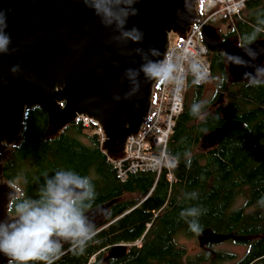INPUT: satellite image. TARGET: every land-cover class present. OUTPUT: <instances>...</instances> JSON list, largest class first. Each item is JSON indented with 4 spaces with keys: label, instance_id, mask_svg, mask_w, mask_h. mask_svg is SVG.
I'll list each match as a JSON object with an SVG mask.
<instances>
[{
    "label": "trees",
    "instance_id": "trees-1",
    "mask_svg": "<svg viewBox=\"0 0 264 264\" xmlns=\"http://www.w3.org/2000/svg\"><path fill=\"white\" fill-rule=\"evenodd\" d=\"M216 22L229 25L226 36L237 44L264 42V0H247L237 14ZM207 58L209 77L202 85L188 83L168 140L171 182L165 171L158 178L149 171L121 181L115 163L101 150L97 124L85 127L77 118L47 139L46 113L39 107L25 111L20 140L0 151V176L16 191L7 212L28 217L37 241L66 228L75 232L7 264H264V78L228 81L224 52L208 49ZM209 79H219L217 88L242 123L211 147L204 136L224 119L220 105L209 109L220 94L211 104L199 103ZM63 176L84 180L85 192L53 215L51 203ZM101 208L98 220L95 215L85 219ZM204 229L233 235L246 246L245 253L236 259L234 253L209 249L188 257L177 237L197 236ZM117 244L127 245L125 253L108 256Z\"/></svg>",
    "mask_w": 264,
    "mask_h": 264
},
{
    "label": "water",
    "instance_id": "water-1",
    "mask_svg": "<svg viewBox=\"0 0 264 264\" xmlns=\"http://www.w3.org/2000/svg\"><path fill=\"white\" fill-rule=\"evenodd\" d=\"M198 1L0 0V143L16 145L25 111L39 107L47 115L45 138L58 136L84 115L102 130L106 156L111 161L125 157L126 142L139 137L152 108L169 35L185 39L191 25L201 22ZM214 35L213 26L204 28L205 45L224 52L237 66L238 79L264 78L258 41L236 47L229 41L213 43ZM235 113L232 105L221 109L224 121L204 136L207 147L242 126ZM58 192L81 195L85 182L63 176ZM15 195L13 187L0 182V264L25 259L75 232L66 228L47 241L34 240L33 226L7 212ZM196 238L200 247L235 239L211 229ZM125 251L115 245L109 256Z\"/></svg>",
    "mask_w": 264,
    "mask_h": 264
},
{
    "label": "built area",
    "instance_id": "built-area-1",
    "mask_svg": "<svg viewBox=\"0 0 264 264\" xmlns=\"http://www.w3.org/2000/svg\"><path fill=\"white\" fill-rule=\"evenodd\" d=\"M246 1L201 0L198 2L201 22L191 25L185 39L173 42L169 39L166 58L153 88L152 108L141 124L140 135L130 137L125 144V157L113 161L121 181L130 174L149 171L156 174V178L165 171L168 180H174L171 170L174 161L167 150L170 134L183 109L188 83L202 85L210 74L203 30L225 16L237 14ZM78 118L83 119L85 127H90L91 122L97 124L84 115ZM97 134L102 143L104 134L100 127Z\"/></svg>",
    "mask_w": 264,
    "mask_h": 264
},
{
    "label": "rangeland",
    "instance_id": "rangeland-1",
    "mask_svg": "<svg viewBox=\"0 0 264 264\" xmlns=\"http://www.w3.org/2000/svg\"><path fill=\"white\" fill-rule=\"evenodd\" d=\"M219 25L224 29V27L227 24L226 23H223V24L219 23ZM211 26H213L215 28L216 25H215V23H213V25H211ZM169 39L171 42L179 40L177 35H175L173 33H171L169 35ZM228 41L234 46H236V44H237V41L235 39L231 38ZM258 44L260 45L261 50H262L263 63H264V42H259ZM227 65H228V67H232V70H230V68H229V70L227 69L229 71L228 81H232V80L237 79V76L239 75V70L237 69V66L232 61L231 62L227 61ZM218 81H219V79H217L216 81H214V80L212 81L209 79L205 83V87L203 89L202 95L199 98V103L201 105L211 104V102L214 99H216L217 94H220V92L217 93L215 90L217 87ZM189 92L191 93L192 89H190ZM221 92H223V91H221ZM223 94H224V95H222L223 101H221V104L218 103L217 101H213L212 105H209L210 110H213L217 105H220L222 108L228 105V103H227L228 99H227L224 92H223ZM207 111H209V110L207 109ZM82 140L84 142H87V140L85 138H82ZM1 144L2 143H0V146H1ZM70 198L71 197L62 196L58 193H55L53 200H52V204H51V213L53 215H56V214H58L64 210H66L67 208H69L70 207V200H71ZM241 203H242V199L238 198L236 201V205H240ZM196 237L197 236H185L182 234H180L177 237V242L186 249L188 257H193V256L199 254L200 252L204 251V250L213 249V250H222V251L234 253L236 255L235 258L237 259L240 256H242L246 251V246L243 244L237 243L234 239H231V240L227 239V240L221 241V242L216 243V244H211L210 247H208L209 244L205 245L204 247H200Z\"/></svg>",
    "mask_w": 264,
    "mask_h": 264
},
{
    "label": "flooded vegetation",
    "instance_id": "flooded-vegetation-1",
    "mask_svg": "<svg viewBox=\"0 0 264 264\" xmlns=\"http://www.w3.org/2000/svg\"><path fill=\"white\" fill-rule=\"evenodd\" d=\"M229 28V25H226L225 27H224V29L219 25V23H217L216 24V26H215V28H214V31H215V35H214V37H213V43H219V42H224V41H228V40H230V38L229 37H227L226 35H227V32H228V28ZM238 46H243V45H241V44H236V47H238ZM217 49H219V48H214V49H212V50H209V51H214V50H217ZM221 50V49H220ZM257 74H255L254 76H256ZM253 76V77H254ZM216 92H220V95H218V98H217V102L218 103H220L221 104V101H223V96L222 95H224L223 94V92H221L219 89H217V87H216ZM209 133V132H208ZM211 142H210V145L208 146V147H211V146H214L216 143L215 142H212V140H210ZM206 145V144H205ZM4 147H6L4 144H2V146H0V151H1V149L2 148H4ZM0 182L1 183H7V182H5L4 180H3V178H2V176H0ZM9 186H11L9 183H7ZM12 187V186H11ZM56 193H58V194H60L58 191L56 192ZM55 195V194H54ZM60 195H62V196H68V197H71L70 199V204H71V202H72V200L73 199H75V198H77V196H80V194H75V193H73V194H60ZM82 195V194H81ZM54 197V196H53ZM9 204V203H8ZM52 204V203H51ZM101 211H102V208L101 209H96V211L95 212H93V213H91L90 215L89 214H87L86 216H85V219H92V216H97V218L95 219V221L96 220H98V216L101 214ZM8 214H9V212H8ZM59 214V213H58ZM10 215V214H9ZM57 215V214H56ZM11 217H20V218H22L24 221H25V223H27V224H31L32 226H33V228H34V224H33V222L32 221H29V218L28 217H23L22 215H14V216H12V215H10ZM89 216H91L90 218H89ZM33 235H34V232H33ZM34 239V238H33ZM35 240V239H34ZM37 241V240H36ZM65 241V240H64ZM40 242H43V241H40ZM61 242H63V241H61ZM60 242V243H61ZM117 245H123V246H125V249H126V244H117ZM115 246V245H114ZM113 247V246H112ZM111 247V248H112ZM110 248V249H111ZM109 249V250H110ZM108 253V256H109V251L107 252ZM110 257H112V256H110Z\"/></svg>",
    "mask_w": 264,
    "mask_h": 264
},
{
    "label": "clouds",
    "instance_id": "clouds-1",
    "mask_svg": "<svg viewBox=\"0 0 264 264\" xmlns=\"http://www.w3.org/2000/svg\"><path fill=\"white\" fill-rule=\"evenodd\" d=\"M199 2V1H198Z\"/></svg>",
    "mask_w": 264,
    "mask_h": 264
}]
</instances>
